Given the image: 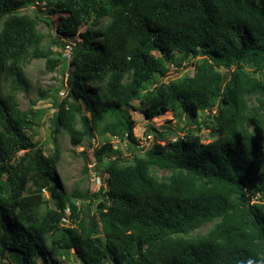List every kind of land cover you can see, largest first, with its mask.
I'll return each mask as SVG.
<instances>
[{
    "label": "trees",
    "instance_id": "trees-1",
    "mask_svg": "<svg viewBox=\"0 0 264 264\" xmlns=\"http://www.w3.org/2000/svg\"><path fill=\"white\" fill-rule=\"evenodd\" d=\"M36 1L0 0V260L264 264V0H54V43L79 39L65 95H52L47 154L34 140L43 110L16 97L29 91L30 57L49 70L60 62L39 49V15L24 12ZM176 54L201 58L165 81ZM131 108L147 120L171 111L182 132L149 123L144 148ZM59 130L74 145L108 132L138 154L120 161L105 140L93 156L106 186L68 193L55 172Z\"/></svg>",
    "mask_w": 264,
    "mask_h": 264
},
{
    "label": "rangeland",
    "instance_id": "rangeland-1",
    "mask_svg": "<svg viewBox=\"0 0 264 264\" xmlns=\"http://www.w3.org/2000/svg\"><path fill=\"white\" fill-rule=\"evenodd\" d=\"M54 0H37L34 4L24 9V12L33 14L36 13L40 17V23L38 25L39 31L43 34V40L39 45L40 50L51 49L52 56L60 59V62L53 70H49L45 67V59L40 57H30L25 63V76L29 82V91L24 93L20 91L17 94V102L21 109H25L28 106L33 108H40L43 110L40 126L38 132L34 137L36 146H40L44 153H49L53 150V138L51 136L54 124L52 123V115L55 111L52 95L57 89L59 98L65 95L66 76L70 73L72 67L69 64L70 52L72 44L79 38L76 36L74 39L64 40L65 45L63 49L58 47L54 42L57 41L58 35L55 32L54 23L59 19L57 14H51L50 22L45 21L47 19V9ZM60 53L65 55V58L60 56ZM201 56L194 58L186 57L182 54H176L172 60V64L169 66L167 74L163 77L165 81H172L181 79L187 75L193 73V63L198 62ZM264 71V69H263ZM221 72L227 74L226 70L221 68ZM260 74L259 71H257ZM255 101L254 97L249 98V103ZM131 117L136 121L133 131L137 137V141L143 144L144 148L151 143V139H144L142 136V130L145 129L149 123H153L155 126L160 127L162 125L170 126L176 129L178 133L182 131L175 125V120L172 118L171 111H165L164 113L153 117L151 120H147L137 110L131 108L129 110ZM213 109L212 112H214ZM208 112L200 113V120ZM185 127L190 126L189 122L183 121ZM181 126V125H180ZM211 128V126H210ZM209 127H203L199 134L203 141L210 140ZM259 135L264 143V124L262 125ZM109 140L113 143L114 148L120 150V161L126 159L127 162L131 161L132 154L137 153L136 150H132L133 146L127 145L124 141H119L117 138L109 134L108 132L95 133L90 143L83 140L80 144L74 145L70 142L69 137L62 130H59L56 135V141L60 148V159L56 163L55 172L58 178L59 184L62 188L68 192H84L89 190L90 192L96 191L99 187L106 186V177L102 167L95 162L93 156V148L98 146L105 140ZM22 151L18 152L20 154ZM138 154V153H137ZM84 166L86 169H84ZM45 197L47 192L44 191ZM94 205H91L93 209ZM206 226L201 228V232H205ZM198 232L195 231L192 235ZM58 258L61 259L63 264H77L73 254L69 256H63L58 254ZM12 260L9 253L5 256V259L0 260V264H4ZM36 264H42L41 259L37 258Z\"/></svg>",
    "mask_w": 264,
    "mask_h": 264
},
{
    "label": "built area",
    "instance_id": "built-area-1",
    "mask_svg": "<svg viewBox=\"0 0 264 264\" xmlns=\"http://www.w3.org/2000/svg\"><path fill=\"white\" fill-rule=\"evenodd\" d=\"M141 114H142V113H141ZM144 130H145V129L143 128V130H142V132H141V133H142V136L144 135ZM133 133H134V131H133ZM134 135H135V133H134ZM151 138H152V136H151L150 134H147V135H146V139H151Z\"/></svg>",
    "mask_w": 264,
    "mask_h": 264
}]
</instances>
